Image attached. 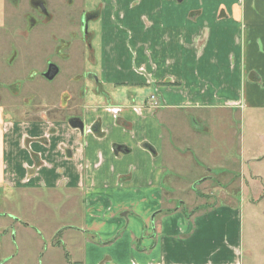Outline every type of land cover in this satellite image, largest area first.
<instances>
[{
	"label": "crops",
	"instance_id": "crops-1",
	"mask_svg": "<svg viewBox=\"0 0 264 264\" xmlns=\"http://www.w3.org/2000/svg\"><path fill=\"white\" fill-rule=\"evenodd\" d=\"M103 1L106 64L82 129L68 118L0 127V186L81 203L76 232L46 243L75 237L65 264H258L242 206L184 212L175 196L197 166L191 147L209 166L193 189L222 163L194 143L210 112L264 109V0Z\"/></svg>",
	"mask_w": 264,
	"mask_h": 264
},
{
	"label": "rangeland",
	"instance_id": "rangeland-1",
	"mask_svg": "<svg viewBox=\"0 0 264 264\" xmlns=\"http://www.w3.org/2000/svg\"><path fill=\"white\" fill-rule=\"evenodd\" d=\"M45 1L48 10L44 18L46 30L32 31L29 17L38 11L32 7L31 0H0V127L3 132L10 133L9 128L19 122L55 121L79 116L80 108L95 95L93 90L96 88L88 87L86 91V86L96 85L101 80L99 69L102 63L106 64V59L101 58L100 64L101 29L96 21L104 1ZM85 20L89 21L90 28L82 38ZM37 24L38 27L42 25L41 22ZM48 60L60 68L52 80L42 75ZM81 90H84L83 94ZM210 113L209 131L194 130V143L208 163L218 164L219 159L222 163L220 166L210 165L213 166L211 174L203 175H211V179L193 189L191 184L200 177L202 167L208 169L209 166L200 162L195 148L191 147L193 166H197L194 174L190 172L192 178L188 174L184 179L187 187L184 183L178 188L177 206L184 212L204 211L215 205L242 206L245 245L255 252L258 264H262L264 109ZM182 149L187 151L184 146ZM211 150L216 154H210ZM219 151L221 157L217 156ZM257 156H260L259 160L249 159ZM58 196L57 193L51 196L50 193L33 191L19 195L8 186H0V262L66 263L65 252L74 247L75 237L67 235L68 246L64 249L46 250V243L58 242V236L52 239L58 231L59 236L65 229L66 233L76 232L78 226L74 223L80 224L78 218H81L79 210L82 212V206L80 202L75 205L71 199ZM249 263L254 262L250 260Z\"/></svg>",
	"mask_w": 264,
	"mask_h": 264
},
{
	"label": "flooded vegetation",
	"instance_id": "flooded-vegetation-1",
	"mask_svg": "<svg viewBox=\"0 0 264 264\" xmlns=\"http://www.w3.org/2000/svg\"><path fill=\"white\" fill-rule=\"evenodd\" d=\"M12 1H14V0H12ZM31 5H32V7L34 8V9H36L37 11H38V13L37 14H35V15H33V14H31L30 15V17H29V26H30V29L32 30V31H34V30H36V29H40V30H43V31H45L46 30V24H44L45 23V20H44V18H46L47 17V15H48V10H47V7H46V1L45 0H31ZM34 16V17H33ZM40 16H42L41 18V20H36V17H40ZM89 17H91V14L90 15H87V19L89 18ZM35 18V19H34ZM88 21V20H87ZM86 20L84 21V25H83V37L82 38H85V34L86 33H88V31H89V28H90V23H89V21L87 22ZM38 22H41L42 23V25L40 26V27H38ZM93 25V23L91 24V26ZM2 26V23H0V27ZM36 27H38V28H36ZM87 29V30H86ZM31 31V32H32ZM39 31V30H38ZM52 69V70H55L56 69V74L54 75V77L59 73V71H60V68H59V65L57 64V63H55V62H52V61H47L46 62V69H45V71L42 73V75H43V77H44V73L48 70V69ZM100 70V69H99ZM53 77V78H54ZM44 78H46V77H44ZM52 78V79H53ZM47 79V78H46ZM52 79H47V80H52ZM89 87V89L90 88H96V89H98L99 87H100V83H98V81H97V84L96 85H91V86H86V88H85V90L87 91V88ZM96 89H94V90H96ZM88 92H90L89 90H88ZM84 93V90L82 91L81 90V94H83ZM82 96H84V95H82ZM81 96V97H82ZM70 118H78V116H73V117H70ZM70 118H68V119H70ZM79 119V118H78Z\"/></svg>",
	"mask_w": 264,
	"mask_h": 264
},
{
	"label": "water",
	"instance_id": "water-1",
	"mask_svg": "<svg viewBox=\"0 0 264 264\" xmlns=\"http://www.w3.org/2000/svg\"><path fill=\"white\" fill-rule=\"evenodd\" d=\"M55 74H56V69L52 70V69L49 68L44 73V77H46L47 79H52ZM68 122L70 123L71 126H73L75 128L82 129V127H83L81 120L78 119V118H70V119H68ZM151 224H153V216H151Z\"/></svg>",
	"mask_w": 264,
	"mask_h": 264
}]
</instances>
